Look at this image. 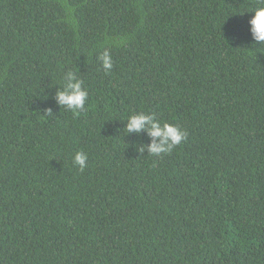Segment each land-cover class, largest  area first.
<instances>
[{
	"label": "trees",
	"instance_id": "16d2710c",
	"mask_svg": "<svg viewBox=\"0 0 264 264\" xmlns=\"http://www.w3.org/2000/svg\"><path fill=\"white\" fill-rule=\"evenodd\" d=\"M261 6L0 0V264H264ZM69 72L77 114L54 98ZM138 112L185 141L137 152Z\"/></svg>",
	"mask_w": 264,
	"mask_h": 264
},
{
	"label": "clouds",
	"instance_id": "9594fccd",
	"mask_svg": "<svg viewBox=\"0 0 264 264\" xmlns=\"http://www.w3.org/2000/svg\"><path fill=\"white\" fill-rule=\"evenodd\" d=\"M264 5V0H260ZM251 13L248 20V30L251 41L257 45H264V6L257 7ZM101 67L105 73H110L114 66L113 56L109 51H104L98 56ZM66 83L61 90L55 93V101L60 108L77 114L85 110L88 101V92L81 86L82 82L69 72L65 76ZM50 113V111H49ZM125 130L127 133L147 134L150 143L146 146L141 144L136 150L144 153L145 149L152 156L169 154L175 147L181 145L187 133L175 124L162 122L156 119L152 113L138 112L126 118ZM73 164L83 171L88 166V155L83 151L76 152Z\"/></svg>",
	"mask_w": 264,
	"mask_h": 264
}]
</instances>
